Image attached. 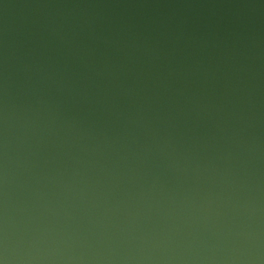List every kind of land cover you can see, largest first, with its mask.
Segmentation results:
<instances>
[{
    "label": "water",
    "instance_id": "obj_1",
    "mask_svg": "<svg viewBox=\"0 0 264 264\" xmlns=\"http://www.w3.org/2000/svg\"><path fill=\"white\" fill-rule=\"evenodd\" d=\"M0 264H264V0H0Z\"/></svg>",
    "mask_w": 264,
    "mask_h": 264
}]
</instances>
